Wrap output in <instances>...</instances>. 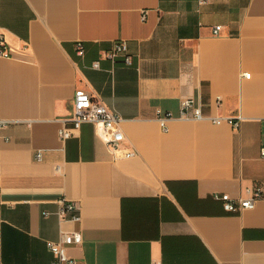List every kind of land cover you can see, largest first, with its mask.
Wrapping results in <instances>:
<instances>
[{"label": "crops", "instance_id": "0c3cea01", "mask_svg": "<svg viewBox=\"0 0 264 264\" xmlns=\"http://www.w3.org/2000/svg\"><path fill=\"white\" fill-rule=\"evenodd\" d=\"M0 39V264H52L47 242L73 231L79 264H264V199L215 198L264 187V0H0ZM117 41L130 64L103 57ZM78 89L122 118L136 156L91 123L60 137ZM185 99L241 125L180 119Z\"/></svg>", "mask_w": 264, "mask_h": 264}, {"label": "built area", "instance_id": "2783aa9c", "mask_svg": "<svg viewBox=\"0 0 264 264\" xmlns=\"http://www.w3.org/2000/svg\"><path fill=\"white\" fill-rule=\"evenodd\" d=\"M209 0H198L199 5L208 4ZM143 18H145L143 16ZM221 31V26L214 29V34L218 35ZM4 42L0 39V55L8 56V53L3 49ZM76 53L79 57H84L86 48L82 41L76 43ZM124 56L127 64L131 63V56L128 54V47L125 41H117L114 46L106 51L104 58L114 61L117 57ZM96 69L100 68V62L96 61L93 64ZM246 78H250V74L244 73ZM218 106L222 105L223 98L218 96L216 99ZM175 116L171 112L157 111V120L164 132H168V121L174 119ZM180 119L184 120H210L215 124L227 122L233 127H240L241 117H210L207 116L201 107L197 105L194 99H185L181 102ZM71 122L72 126H68L67 122ZM63 127L60 129V137L68 139L75 135L81 126L85 123H91L96 128V133L101 141L114 153L116 158L134 157L138 154L136 148L132 145L126 146V137L123 132L121 123L122 118L102 100L93 96L91 93L78 89L75 93L72 102V114L64 121ZM7 123L0 121V127ZM7 141V139H6ZM261 157L264 158V146L261 148ZM41 158V154L37 155ZM248 196L240 199H232L228 194H216L215 198L224 203V208L228 212H240L245 209H253L257 201L264 199V187L256 184L246 190ZM62 207L58 215L61 219H69L79 222L81 220L80 207L74 201L62 200ZM82 234L80 232H63V238L60 242L48 241L47 247L53 253L54 260L52 264H79L72 259L67 253V246L80 245L82 243Z\"/></svg>", "mask_w": 264, "mask_h": 264}]
</instances>
